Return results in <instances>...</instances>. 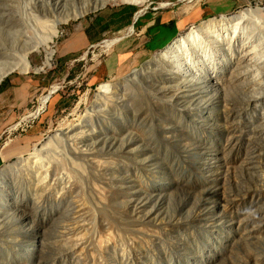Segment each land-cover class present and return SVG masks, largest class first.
<instances>
[{"label":"rangeland","instance_id":"374dc122","mask_svg":"<svg viewBox=\"0 0 264 264\" xmlns=\"http://www.w3.org/2000/svg\"><path fill=\"white\" fill-rule=\"evenodd\" d=\"M263 8L264 0H0L2 68L14 67L11 53L28 50V63L41 69L16 70L0 83V169L35 152L47 160L35 149L77 123L80 131L68 141L112 166L102 173L58 155L48 160L56 168L45 185L41 174L9 179L10 199L0 202V264H264V71L229 54L221 85L185 76L192 92L185 105L186 97L172 92L181 86L162 72L124 81L166 47L144 45L165 24L177 30L170 44L213 21L215 30H237L240 47L264 61ZM244 10L250 14L241 22L221 21ZM55 27L54 56L45 66L35 37ZM114 53L120 64L109 71ZM104 83L117 85L124 107L109 94L116 107L102 108L108 100L96 95ZM172 98L180 105L164 103ZM55 173L71 181L55 188Z\"/></svg>","mask_w":264,"mask_h":264},{"label":"bare ground","instance_id":"6f19581e","mask_svg":"<svg viewBox=\"0 0 264 264\" xmlns=\"http://www.w3.org/2000/svg\"><path fill=\"white\" fill-rule=\"evenodd\" d=\"M122 1H124L125 3H128V4H135V5H139V6H145V4L147 2V0H122ZM249 12H250V10H244V11H241L237 15H233V16H229V17H222L221 21H223V22L228 21L229 23H230V21L231 22L232 21H235V22L240 21L241 22L242 20L247 18L246 13L250 14ZM261 12H264V8L261 10ZM76 16H79V15H76ZM215 23H219V21H217V22L215 21ZM212 26H213V21H210V20L206 21V22H201L200 25L193 26L185 34L179 35L170 44H168L164 49L153 54L151 59L148 60V62L146 63V65L143 68L134 71L131 75H129V77L127 79H124V81H126L127 84L131 85L133 83L134 84L137 83V81L140 80V77L142 75H145V73L149 72V70H154L155 72L156 71L162 72V77L168 78L170 81L176 82L175 83L176 85L181 86L179 88H175L174 90H172V92H173L175 97L176 96L186 97V99H182L183 100L182 103L185 105L187 103L186 100L191 99V94H192L190 89L187 88L188 78H186L185 76H187L189 74H194V76H196V77L205 78L207 80H210V82H212L214 84L216 82V84L221 85L222 80L219 77L220 76L219 70L224 68L223 67L224 66L223 58L225 59V57L229 54L233 58L236 53H241L243 56V62H246L247 64H251L253 67L256 66L261 71H264V61L256 60L254 56H252L251 54L246 52L247 48L244 49V47H242V48L240 47L241 38L237 35V33H236L237 30L234 31L236 34L234 32H232V35H230L226 31L229 29V27H228V29L227 28L224 29L225 27L224 28L222 27L221 28L222 30H215L216 28L215 27L213 28ZM233 28L235 29L236 27H233ZM232 29H231V31H232ZM132 32H133V30H132V28H130L125 33V35L129 36L130 34H132ZM58 33H59L58 28L55 27L49 35H47V36L46 35L45 36L39 35V36L35 37V40H36L35 41V43H36L35 48L37 50L43 49L46 52V59H45V63H44L45 66H49L51 64V60L54 56V51L51 50V45L53 44L55 38L58 37V35H59ZM119 40H120V37L105 41V43H104L105 48H113ZM245 47H248V46H245ZM15 52L10 54V56H12L11 58L16 60V63L14 64L13 68H11L12 67V65H11V67H9L10 69L5 71L2 68L1 63H0V83L9 73H12L16 70H21L22 72H25V73H27L31 70H34L35 72L41 71V69H35L28 63L27 58H29L28 56L31 54V52H29L28 50L24 51L23 53L22 52L19 53L20 51L16 52V53ZM240 65H243V63ZM229 73H230V76H235V74L233 72H229ZM244 79L246 80L247 78H244ZM170 83H172V82H170ZM163 84H164V82H163ZM194 87H197V86H194ZM192 88H193V86H192ZM128 89H130V86H128L127 90ZM134 89H135V87H134ZM118 91H119V89L117 88V85H115V84L104 83V84L99 86V88L97 90V95H96L97 100H100V101H102L103 99L108 100V103L105 104V106L102 108H105L106 106H108V108L114 109L116 107L114 101L110 99L112 97H117V99H120L122 101L121 102L122 105L120 104V106H117V107H120V108L124 107V104H126V102L123 100V94L121 96L120 93H117ZM53 92H55V89H53ZM109 94H113L112 97H109L108 96ZM164 96H167V95H164ZM121 97H122V99H121ZM49 99H50V94H49V96L47 95V96L42 98L40 108L38 109L36 115L44 108V106L48 103ZM107 100H106V102H107ZM192 100H193V98H192ZM257 101H260V100H257ZM147 102L149 103V105L151 107H153V105H156V103H154L152 101V97H148ZM164 103L165 104L169 103L171 106L175 105L176 103L178 105H180L179 100L177 98H172L168 101H165ZM249 104H251V103H249ZM93 105H95V104H93ZM114 105H115V107H113ZM101 106H102V104H98V105H96V108L97 109L101 108ZM175 107H177V106H175ZM251 107H253V106H251ZM157 108H158V106H156V110H157ZM257 108H258V106H256V108L253 107V109L259 110ZM104 110H106V109H104ZM177 111H178V113H181V114H179L180 116H182V113L183 114L186 113L185 109L184 110L183 109H177ZM232 112H230V113H232ZM259 112H260V110H259ZM122 113L121 114L119 113L120 115H118V116H121L122 118H124L123 117L124 113L123 114ZM189 113H191V112H189ZM88 115H89V113H88ZM94 115H96V117L100 118V120H101V118H104L102 115H100V112H98V113L95 112ZM155 118H157V117H155ZM78 122H80V121H78ZM84 123H86V122H84ZM244 123H245V119H244ZM78 124L79 123H77L78 128H77V126L73 125L72 127L66 129L65 131H61L59 134H57V133L55 134L56 135L55 140L57 141V143L56 142L55 143L58 145L53 144L55 140L53 141L52 140L53 138L52 139L50 138L53 141V143L51 142V140H48L46 143H43L40 146V149H35V151H37V152L40 150V151H42L41 153L46 154L47 160H43L41 158V156L35 152V153L29 154V156L27 158L18 159L19 161L17 163H13V164L6 165V166L2 167L0 169V195H2L4 197V199L3 200L0 199V202L7 204V202L10 199L9 196H5V194L8 193L7 192V183L9 181V179H11L12 177H15V176L21 177L20 175L25 173V172H27V173L29 172V174H37V176L39 174H41V175H39V176H41L39 178H42V175H45L44 176V185H45L48 182V177L50 176L49 174H51L52 169L56 168V166H54V168H52V164H50L51 162L48 160H51V158L55 159V157L58 155L59 156L60 155L65 156V159L68 161H71V162H72V160H75V159L76 160L82 159V160L86 161L87 163H89V166L91 168L99 170L100 172L102 171V173L105 172L107 169L110 170V168L112 166L109 167V165L107 163L106 164L102 163V161L97 158L98 154L94 153L95 151L92 152V151L86 150V149L75 148L76 145H74V142H73V144H71L72 142L70 143V141H68V139L71 140V137H75L76 134L79 133L80 128H81V127H79V125H81V124H79V125ZM60 136H62V137L60 138ZM76 140L79 141L80 139H75V141ZM86 141L87 140H85V142ZM80 143L81 144L84 143V138L81 139ZM127 158H128V156H127ZM56 159H57V157H56ZM57 164L60 165L59 162H57ZM59 172L57 171V173H59ZM55 175L57 176L58 174L55 173ZM80 175H82V174H80ZM84 175H86V174H84ZM67 176H69V175H67ZM58 177H59V175H58ZM69 178L70 177H68V178L66 177V173H65V176L62 175L58 179L55 180V185L53 184V186L55 188H61L67 182H69V180L71 179V178L70 179ZM104 178L105 177L101 178L102 180H99V181L103 182ZM96 179H97V177H96ZM39 180H42V179H39ZM104 184H105V181H104ZM48 185H51L50 187H52L51 183L50 184L48 183ZM48 185H46V186H48ZM93 189H94V191H96V187H94ZM8 191H10V190L8 189ZM101 206L102 205H100V207ZM1 211H2V209L0 207V213H1ZM151 236L155 237V234L152 233ZM88 257L89 256H87V258Z\"/></svg>","mask_w":264,"mask_h":264},{"label":"trees","instance_id":"16d2710c","mask_svg":"<svg viewBox=\"0 0 264 264\" xmlns=\"http://www.w3.org/2000/svg\"><path fill=\"white\" fill-rule=\"evenodd\" d=\"M131 10L130 12L132 13L131 8L126 9ZM159 31V32H158ZM177 33L176 28L172 27L169 28L167 26H161L155 30L150 31L149 36H151L150 43L147 44V48L150 50H157V49H162L165 47L166 42L169 41V39L172 36H175ZM1 158H0V166H1Z\"/></svg>","mask_w":264,"mask_h":264},{"label":"crops","instance_id":"0c3cea01","mask_svg":"<svg viewBox=\"0 0 264 264\" xmlns=\"http://www.w3.org/2000/svg\"><path fill=\"white\" fill-rule=\"evenodd\" d=\"M165 25H166V24H165ZM165 25H163V26H165ZM158 32H159V31H158ZM150 39H151V36H149V35H146V36H145V40H146V41L144 42V45L146 46V48H147V44L150 43ZM171 42H172V41H171ZM171 42H170V43H171ZM167 43H168V41L166 42V45H165V46L168 45ZM123 45H124V44H122L121 46H123ZM148 50H150V49H148ZM157 50H158V49H157ZM150 51H153V50H150ZM116 52H118V51H116ZM115 54H116V53H114V54L111 56V57H112V60L109 61V63H108V66H107V67H108V70H109V71H114V70L116 71V69H115L116 66L120 64V63H117V64L114 63V59H115V58L118 59V62H119V58H120V57L116 56Z\"/></svg>","mask_w":264,"mask_h":264}]
</instances>
